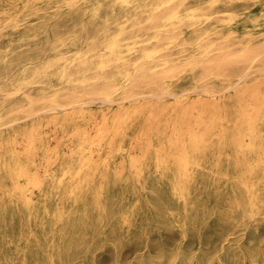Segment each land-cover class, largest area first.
<instances>
[{"label": "rangeland", "instance_id": "374dc122", "mask_svg": "<svg viewBox=\"0 0 264 264\" xmlns=\"http://www.w3.org/2000/svg\"><path fill=\"white\" fill-rule=\"evenodd\" d=\"M237 263L264 264V0H0V264Z\"/></svg>", "mask_w": 264, "mask_h": 264}, {"label": "bare ground", "instance_id": "6f19581e", "mask_svg": "<svg viewBox=\"0 0 264 264\" xmlns=\"http://www.w3.org/2000/svg\"><path fill=\"white\" fill-rule=\"evenodd\" d=\"M163 5H164V4H163ZM163 5H162V6H163ZM162 6H161V7H162ZM158 8H159V7H158ZM159 9H160V8H159ZM8 20H9V19H8ZM126 41H128V40H126ZM131 46H132V45H131ZM111 48H112V49L114 48V44L111 45ZM151 51H153V50H151ZM156 51H158V50H156ZM158 52H159V51H158ZM151 53H152V52H151ZM156 53H157V52H156ZM149 55H150V54H149ZM155 55H157V54H155ZM147 56H148V54H147ZM239 56H240V55H238V57H239ZM159 57H160V56H158V58H159ZM150 58H151V57H150ZM150 58H148V59H150ZM155 58H156V57H155ZM162 59H164V58L162 57ZM164 62H165V61H164ZM139 63H141V62H139ZM135 64H136V62H135ZM140 65L143 66V67L145 66V65H143V62H142V64H140ZM138 69H139V68H138ZM247 69H249V68H247ZM135 70H136V69H135ZM136 74H137V73H136ZM129 77H130V76H129ZM132 78H133V77H131V79H132ZM242 78H243V77H242ZM131 79H130V80H131ZM127 82H128V81H127ZM209 85H211V84H209ZM235 85H236V84H234V86H235ZM234 86H233V87H234ZM206 87H207V86H206ZM202 89H203V88H202ZM18 90H19V89H18ZM18 90H17V91H18ZM193 90H194V89H193ZM205 90L207 91V89H205ZM16 94H17V93H16ZM181 95H182V94H181ZM153 96H154V95H153ZM158 96H159V95H158ZM172 96H173V95H172ZM103 99H108V95H107V94L104 95L103 98H102V99H99V100H103ZM130 99H131V98H130ZM130 99H129V100H130ZM133 99H134V97H133ZM51 101L53 102V100H51ZM93 101H94V100H93ZM104 101H105V100H104ZM106 101H107V100H106ZM109 102H113V101H109ZM56 103H58V102H56ZM77 105H78V104H77ZM72 106H75V105H72ZM252 106H253V105H252ZM70 107H71V106H70ZM58 108H59V107H58ZM56 109H57V107H56ZM62 109H63V108H62ZM62 109H61V110H62ZM63 110H64V109H63ZM66 110H67V109H66ZM45 112H46V111H45ZM42 113H43V112H42ZM40 114H41V112H40ZM35 116H36V114H35ZM31 118H32V117H31ZM20 122H21V121H20ZM94 125H95V124H94ZM59 128H60V127H59ZM14 135H15V134H14ZM54 138H55V137H54ZM54 141H55V140H54ZM4 142H5V141H4ZM50 142H51V141H50ZM5 143H6V142H5ZM18 143H19V142H18ZM99 143H100V142H99ZM99 143H97V144H99ZM249 144H250V143H249ZM249 144H248V145H249ZM252 144H253V143H252ZM42 145H43V144H42ZM99 145H100V144H99ZM99 145H98V146H99ZM5 146H6V145H5ZM16 146H17V145H16ZM19 146H20V145H19ZM29 146H30V143H29ZM131 146H132V145H131ZM249 146L252 147V146H254V144H253L252 146H251V144H250ZM249 146H247V147H249ZM17 147H18V146H17ZM79 147H80V146H79ZM55 148H56V147H55ZM18 150H19V149H18ZM49 150H50V149H49ZM16 151H17V150H16ZM157 151H158V150H157ZM157 151H156V152H157ZM95 152H96V151H95ZM20 153H22V152H20ZM182 153H183V152H182ZM35 154H36V153H35ZM55 155H56V154H55ZM42 159H43V158H42ZM44 159H45V158H44ZM156 159H157V158H156ZM163 159H164V157H163ZM49 160H50V159H49ZM182 160H183V159H182ZM182 160H181V161H182ZM41 161H42V160H41ZM45 161H46V160H45ZM157 161H158V159H157ZM185 162H186V161H185ZM47 165H48V164H47ZM107 165H108V164H107ZM3 166H4V165H3ZM135 167H136V164H135ZM184 167H185V166H184ZM43 168H44V167H43ZM185 169H186V168H185ZM40 170H41V169H40ZM138 170H139V169H138ZM24 171H25V170H20V174H25ZM65 171H66V170H65ZM42 172H43V171H42ZM18 178H19V177H18ZM35 179H36V178H34V179L31 178L30 181L33 183ZM38 181H39V180H38ZM35 182H36V180H35ZM38 183H39V182H37V184H38ZM139 183H140V182H139ZM16 184H17V183H16ZM17 185H18V184H17ZM30 185H31V184H30ZM38 185H39V184H38ZM34 187H35V184H34ZM179 188H180V187H179ZM174 195H175V194H174ZM27 199H28V197H27ZM30 200H31V199H30ZM10 226H11V225H10ZM230 260H231V259H230ZM243 261H244V260H243ZM254 263H255V262H254ZM237 264H238V263H237Z\"/></svg>", "mask_w": 264, "mask_h": 264}]
</instances>
